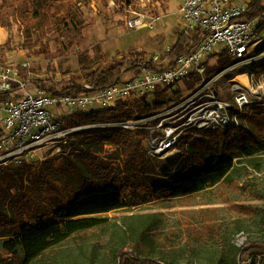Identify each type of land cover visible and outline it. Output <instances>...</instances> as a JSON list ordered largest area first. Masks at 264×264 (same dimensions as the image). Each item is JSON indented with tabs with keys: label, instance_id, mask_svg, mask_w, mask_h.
<instances>
[{
	"label": "rangeland",
	"instance_id": "obj_1",
	"mask_svg": "<svg viewBox=\"0 0 264 264\" xmlns=\"http://www.w3.org/2000/svg\"><path fill=\"white\" fill-rule=\"evenodd\" d=\"M44 1L37 0L33 7L39 8ZM183 2L73 0L71 16L79 29L68 31L50 21L29 28L15 23L11 31L0 27V64L18 68L20 80L29 86L40 85L61 91L69 86L84 85V68L122 61L130 58V52H145L150 57L158 55L163 58L178 34L184 31L179 15ZM132 14H144L155 20L154 29H128L126 20ZM6 33L7 37L3 38ZM256 42L258 45L254 51L264 44V29L258 32ZM225 57L227 55L223 54L220 59ZM211 63L214 64L215 60L212 59ZM232 64L233 69L226 72L217 85L228 94L227 98H231L229 82L244 74L247 66V63L240 62ZM254 77L252 85L258 90L264 86V74ZM163 98L165 103L168 102L167 96ZM259 119L245 120L243 128L246 132L243 133L247 139L253 136L251 142L261 151L235 159L234 170L226 179L189 197L158 199L149 191L152 183L163 179L161 168L171 165V159L183 162L181 157L162 162L145 154L146 161L142 166L134 162L127 170L128 155L142 154L143 143L135 152L110 143L85 149L114 166L120 175L116 186L124 190L128 207L95 216L102 221L100 225L43 253L34 264H114L113 255L118 253L147 258L159 264H260L262 256L244 255L239 259V252L235 249H247L253 245L264 247V132ZM140 135L144 139V134ZM83 136L76 134L66 143L39 151L37 157L28 163L33 167L26 173L23 171L27 167L22 169L19 165L0 163V177L7 179V184L0 190V200L5 199L13 206L11 218L0 225V240L13 230L14 222H32L29 215H24L23 209L18 207L22 197H28L43 214L50 215L56 208L58 202L43 191V179L53 176L62 182L67 197L71 199L86 181L84 170H89L92 176L90 166L82 163L80 153L74 151ZM240 140L235 136L225 140L210 137L207 141H197L189 147L186 158L191 152L192 155L199 152L196 155L198 161L199 157L236 151ZM181 150L185 152L186 149ZM10 170L12 173L19 171L17 179L9 175ZM90 181L85 184L89 185ZM0 264L20 262L13 259L11 263L3 261Z\"/></svg>",
	"mask_w": 264,
	"mask_h": 264
},
{
	"label": "built area",
	"instance_id": "obj_2",
	"mask_svg": "<svg viewBox=\"0 0 264 264\" xmlns=\"http://www.w3.org/2000/svg\"><path fill=\"white\" fill-rule=\"evenodd\" d=\"M250 0H184L179 15L184 31L200 32L199 43L187 55L170 65L167 54L151 56L137 75L96 89L83 85L81 92L56 94L44 86H29L20 80L18 68L0 64V92L9 99L0 104V163H31L38 152L66 143L82 132L131 131L144 134L147 157L165 162L178 156L180 146L199 134L222 132L240 127L253 106L264 107V86L255 90L254 74L229 82V94L217 88L233 64L217 69L219 60L251 65L263 60L256 55V37L261 18L242 19ZM153 19L132 14L126 20L130 30L154 29ZM221 49H218V48ZM225 54L227 57L222 58ZM212 59L215 63L212 64ZM235 64V63H234ZM31 90H34L32 92ZM222 91L223 93H221ZM168 102L149 112L122 122L72 125L79 115L107 110L120 103Z\"/></svg>",
	"mask_w": 264,
	"mask_h": 264
},
{
	"label": "trees",
	"instance_id": "obj_3",
	"mask_svg": "<svg viewBox=\"0 0 264 264\" xmlns=\"http://www.w3.org/2000/svg\"><path fill=\"white\" fill-rule=\"evenodd\" d=\"M37 0H3L0 3V27L11 31L15 23L25 25L27 28L39 24L43 21H50L65 30L72 31L79 29L71 16V3L73 0H45L39 8H34L33 4ZM261 18V25L258 32L264 29V0H250L247 12L242 16L245 20H254ZM200 41L199 31H181L175 42L172 44L170 52L167 54L170 65L176 64L177 60L188 54ZM264 53V44L256 51V55ZM127 59L115 63H98L94 68H84L83 76L86 84L101 89L112 84L115 81L122 80L126 75H137L140 67L150 56L145 52H130ZM263 60L247 65L245 72L259 76L264 74ZM233 62L229 59H222L217 66L221 70L231 65ZM83 85H73L63 88L60 92L51 89L56 94H71L81 92ZM8 93L0 92V104L9 99ZM165 104V100L155 102L153 106L143 101L132 103H120L117 107L107 110L86 113L77 116L71 120L72 125H85L91 123L122 122L133 118L136 111L139 114H149L157 107ZM137 108L139 110H137ZM251 115L244 116L245 120L258 117L262 123L264 132V107L253 106ZM0 111V122L2 120ZM229 129L222 132H211L199 134L194 140H188L180 146L178 158L183 162H176L171 159V165L161 168L163 179L154 182L150 186V194L153 197L162 199L169 197L171 199L189 197L198 194L210 186H214L226 179L234 170L235 159L242 156L250 157L261 151L259 146H255L250 139L244 135L246 132L243 126ZM80 134V133H79ZM140 132L106 131L102 133H81L83 139L75 147L74 151L79 152L84 163L93 171L84 170V181L82 188L71 199L67 197V191L62 182L52 177L43 179V191L51 199L57 201L56 208L51 214H43L37 207L31 203L28 197H22L19 202L24 215H29L32 222H14V228L11 232L5 233L4 239L0 240V262L11 263L13 259H18L20 264H34L38 258L45 252L61 245L73 236L89 231L102 223L95 216L119 211L128 207V200L122 191L116 185L120 182V175L114 166L101 158H96L89 154V150L96 149L99 144L110 143L120 146L124 149H130L135 152L136 148L141 149L143 139ZM237 136L240 140L239 148L236 151H230L221 155H211L209 157H199V152H191L188 158L189 147L197 141H207L210 137H218L220 140ZM144 138V136H143ZM203 138V139H201ZM72 144H75L73 142ZM186 149L182 151L181 149ZM98 153V152H97ZM136 155V152H135ZM128 155L129 161L125 162L127 170L130 164L137 162L142 166L146 161V155L143 151L139 156ZM135 157V158H134ZM20 168H26L23 173L31 170L33 165L23 163ZM11 171V170H10ZM18 170L10 172L12 178L17 179ZM38 173L36 172L35 175ZM103 176V177H102ZM103 179V180H102ZM105 179V180H104ZM91 180V181H90ZM107 180H110L107 182ZM90 181L89 185L85 182ZM7 184V179L0 177V190ZM13 206L6 203L5 199L0 200V225L11 218ZM130 232L132 230L130 229ZM235 248V247H234ZM239 259L244 255L262 256L260 264H264V247L253 245L247 249H238ZM114 264H159L147 258H138L128 253L114 254ZM112 256V257H113ZM76 264V263H72ZM80 264V263H78ZM94 264V263H81Z\"/></svg>",
	"mask_w": 264,
	"mask_h": 264
},
{
	"label": "bare ground",
	"instance_id": "obj_4",
	"mask_svg": "<svg viewBox=\"0 0 264 264\" xmlns=\"http://www.w3.org/2000/svg\"><path fill=\"white\" fill-rule=\"evenodd\" d=\"M236 80H240L241 82H244V83H246V79H245V77H243V76H238V77H236Z\"/></svg>",
	"mask_w": 264,
	"mask_h": 264
},
{
	"label": "crops",
	"instance_id": "obj_5",
	"mask_svg": "<svg viewBox=\"0 0 264 264\" xmlns=\"http://www.w3.org/2000/svg\"><path fill=\"white\" fill-rule=\"evenodd\" d=\"M0 32H1V30H0ZM2 37L3 38L7 37V33L6 34H3Z\"/></svg>",
	"mask_w": 264,
	"mask_h": 264
}]
</instances>
